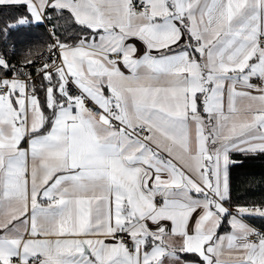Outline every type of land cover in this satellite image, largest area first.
<instances>
[{
  "label": "snow or ice",
  "instance_id": "1",
  "mask_svg": "<svg viewBox=\"0 0 264 264\" xmlns=\"http://www.w3.org/2000/svg\"><path fill=\"white\" fill-rule=\"evenodd\" d=\"M125 3L126 19L104 23L101 15L100 26L83 25L85 41L116 73L103 76L100 99L75 77L65 85L72 117L79 88L81 101L91 100L110 126L90 150L74 152L75 133L58 127L57 116L21 135L19 93L9 96L16 115L0 126V201L23 200L14 220L28 224L33 237L7 238L14 221L0 228V254L9 253V264H33L29 245L40 250L36 257L47 254L48 264H165L181 255L163 245L171 217L207 202L217 185L227 186L230 199L233 179L242 175L235 170L264 158V0H111L109 7ZM207 207L219 216L215 232L205 233L201 251L182 255L221 264L233 213L223 201ZM246 207L237 205L236 215L264 219V209L242 212ZM203 211L193 208L186 234L197 235ZM260 236L242 246L244 264H264Z\"/></svg>",
  "mask_w": 264,
  "mask_h": 264
},
{
  "label": "crops",
  "instance_id": "2",
  "mask_svg": "<svg viewBox=\"0 0 264 264\" xmlns=\"http://www.w3.org/2000/svg\"><path fill=\"white\" fill-rule=\"evenodd\" d=\"M110 3L111 0H0V4L27 5L32 14V19L35 22V16H38L44 22L47 9L57 8L68 10L78 23L89 26H100L101 15L104 17V23H117L127 18L129 10L126 3L119 8L109 7ZM89 5L92 8L99 6L102 11L93 15L92 11L87 7ZM110 50L115 51V49L111 48ZM61 57L63 68L58 72V75L60 86L64 84V89L63 92L59 91L58 95L54 94L52 90L48 91V106L50 108H54L56 105L58 106L54 114V116L58 117V127L68 129L69 132L75 133L74 136L70 137L72 141L71 147H73L76 153H84L90 150L92 141L98 137L100 139L105 137L107 129L110 126L102 122L104 120L102 115L100 117L93 116L84 107L83 100L81 101L80 97L76 99L77 116L72 117L67 110L70 101L66 98L68 93L65 90V85L70 81L71 77H75L78 82L83 81L86 83L89 86L90 93L99 100L98 92L99 86L104 82L102 79L103 76L107 75L109 78H112L116 73L113 71V65L107 59V56L100 55L97 49L90 42H86L85 39H82L74 46L64 48L61 51ZM0 86H6L8 89L4 95H0V126L10 118L15 117L16 113L12 110L9 96L11 93L18 91L20 112L22 113L19 132L21 135L25 132L31 135V129L39 128L45 121L39 100L36 95H32L33 89L27 86L21 77L17 76L0 77ZM76 89L80 91L79 88ZM244 115H250V113H244ZM89 120L95 125L94 131L91 125L88 124ZM219 143L222 142L218 141ZM191 147L195 148L194 142L191 144ZM193 179L197 183L200 182V178L196 174H193ZM228 195L227 186L220 187L219 185L212 189V193L207 195V202L219 205L223 201V208L233 213L232 233L229 234V238L223 241V247L219 249L218 257L221 264H244L246 251L242 246L252 245L246 241V238L252 235L255 230L259 229L264 232V229L253 224L248 216L236 215V208H230L225 204L228 199H224V197ZM207 202L201 201L200 204H194L188 207L187 210L179 211L171 217L175 220V224L171 234L166 233L164 235L163 245L168 253H180L181 255H169L165 264H197V261L184 259V255L182 254L185 252L201 251L202 244L209 239V236L205 233L215 232L216 225L219 222V216L209 211ZM201 206L204 211L200 216L199 223L196 225L197 235H188L186 234L187 230H190L193 226L189 219L193 215V208ZM261 209H264V207L253 209L241 208V211L256 213ZM23 210V200L0 201V228H3L5 224H9V221H14V225L9 224L8 230L6 231L7 238L17 239L27 243L33 239L29 234L31 230L30 226L20 220H14L15 217L22 216ZM233 234L235 236L234 240L231 239ZM44 238L53 239L52 237ZM20 246L22 249L21 255L23 256L25 244L22 243ZM35 251L40 250H34L33 246H28V253L33 256V260L36 258ZM40 257L43 260L40 263L33 262V264H48L50 257L47 254ZM0 259L4 261V264H9V253L5 252L0 254ZM21 264H27L26 260L22 259Z\"/></svg>",
  "mask_w": 264,
  "mask_h": 264
},
{
  "label": "trees",
  "instance_id": "3",
  "mask_svg": "<svg viewBox=\"0 0 264 264\" xmlns=\"http://www.w3.org/2000/svg\"><path fill=\"white\" fill-rule=\"evenodd\" d=\"M23 5L25 4H0V77H10L7 70L12 72L11 77H22L24 74L30 76L39 71L27 72L24 68L31 65L51 45L48 27L53 29V35L60 42L68 46L76 45L89 35L83 25L66 9L48 8L44 22L39 23L32 19L28 7ZM39 83L40 87L35 90L36 96L41 109H44V118L50 120L58 106H48L47 94L52 90L58 95L55 91L60 86L58 72L49 77L39 76ZM235 171L242 175L233 179L230 199L225 204L230 208H236L237 205H246L245 209L264 207V158L250 159L243 168ZM249 220L264 229V219L252 216ZM190 258L189 256L187 259Z\"/></svg>",
  "mask_w": 264,
  "mask_h": 264
},
{
  "label": "built area",
  "instance_id": "4",
  "mask_svg": "<svg viewBox=\"0 0 264 264\" xmlns=\"http://www.w3.org/2000/svg\"><path fill=\"white\" fill-rule=\"evenodd\" d=\"M137 14V13H133ZM48 33L51 36V45L44 49L40 55H38L33 63L24 68L25 71L29 72L31 70H39L33 75L24 74L21 78L26 83L27 86H30L33 89L32 95H36L35 90L40 87L39 76H51L52 74L59 72L63 68V61L61 57V51L68 47L67 44H64L58 40L56 36L53 35V29L51 27L47 28ZM15 76V75H14ZM13 77V76H12ZM18 77V76H17ZM8 91L6 86H0V95H4ZM71 91V90H68ZM67 91V93H68ZM77 97H80V91L75 88ZM83 105L91 114L95 117H100L98 110L93 106L92 101L87 98L83 99ZM260 233H264L262 230H255V232L246 238V241L249 244H253L261 239ZM43 260L42 257H36L33 262L40 263Z\"/></svg>",
  "mask_w": 264,
  "mask_h": 264
},
{
  "label": "rangeland",
  "instance_id": "5",
  "mask_svg": "<svg viewBox=\"0 0 264 264\" xmlns=\"http://www.w3.org/2000/svg\"><path fill=\"white\" fill-rule=\"evenodd\" d=\"M35 20H36V22H37V21H41L40 18H39L38 16H35ZM63 89H64V84H62V85L60 86L59 90H60L61 92H63Z\"/></svg>",
  "mask_w": 264,
  "mask_h": 264
}]
</instances>
